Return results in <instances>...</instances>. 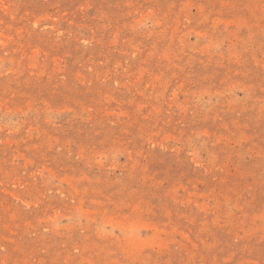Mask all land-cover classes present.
<instances>
[{"label":"rangeland","instance_id":"374dc122","mask_svg":"<svg viewBox=\"0 0 264 264\" xmlns=\"http://www.w3.org/2000/svg\"><path fill=\"white\" fill-rule=\"evenodd\" d=\"M0 264H264V0H0Z\"/></svg>","mask_w":264,"mask_h":264}]
</instances>
